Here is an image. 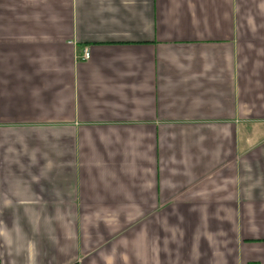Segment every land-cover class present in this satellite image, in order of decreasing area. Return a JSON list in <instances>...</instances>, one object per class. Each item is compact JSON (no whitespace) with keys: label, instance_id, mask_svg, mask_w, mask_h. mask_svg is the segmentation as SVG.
<instances>
[{"label":"crops","instance_id":"1","mask_svg":"<svg viewBox=\"0 0 264 264\" xmlns=\"http://www.w3.org/2000/svg\"><path fill=\"white\" fill-rule=\"evenodd\" d=\"M0 264H264V0H0Z\"/></svg>","mask_w":264,"mask_h":264},{"label":"built area","instance_id":"2","mask_svg":"<svg viewBox=\"0 0 264 264\" xmlns=\"http://www.w3.org/2000/svg\"><path fill=\"white\" fill-rule=\"evenodd\" d=\"M90 56H91L90 52L86 51L85 54H84V60H89Z\"/></svg>","mask_w":264,"mask_h":264}]
</instances>
